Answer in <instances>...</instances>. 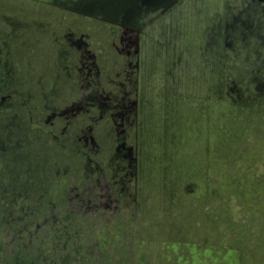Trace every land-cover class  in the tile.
<instances>
[{
    "label": "rangeland",
    "instance_id": "374dc122",
    "mask_svg": "<svg viewBox=\"0 0 264 264\" xmlns=\"http://www.w3.org/2000/svg\"><path fill=\"white\" fill-rule=\"evenodd\" d=\"M232 53L264 72V0H0V228L32 264H135L216 226L215 262L264 264L262 218L189 194L165 150Z\"/></svg>",
    "mask_w": 264,
    "mask_h": 264
},
{
    "label": "trees",
    "instance_id": "16d2710c",
    "mask_svg": "<svg viewBox=\"0 0 264 264\" xmlns=\"http://www.w3.org/2000/svg\"><path fill=\"white\" fill-rule=\"evenodd\" d=\"M227 52L226 48L224 53ZM241 56H223V70L206 75L208 81L197 99L200 108L196 124L180 123L172 133L165 134V150L172 159L170 167L176 178L193 186L189 194L201 195L203 203L205 196L216 190L226 209L224 215L229 213L231 221L237 223L230 207L240 201L237 207L244 208L246 215L260 216L264 225V72L249 73ZM216 79L220 80L219 92L208 85ZM183 193L179 194L181 200ZM81 206L78 216L84 218L92 205ZM23 232L0 228V264H32L37 259L35 250L31 253L21 247L23 243L19 245ZM242 233L240 238L244 237ZM197 237L188 235L186 241L158 239L153 248L143 240L134 251L135 264H150L153 253L155 264H227L214 261L219 247L216 241L222 243L225 237L222 227L210 230L207 244H199ZM227 255L231 257L228 252ZM233 261L239 264L237 256Z\"/></svg>",
    "mask_w": 264,
    "mask_h": 264
}]
</instances>
